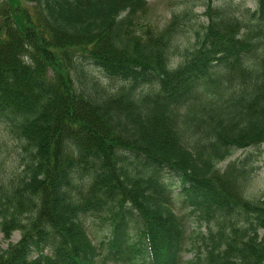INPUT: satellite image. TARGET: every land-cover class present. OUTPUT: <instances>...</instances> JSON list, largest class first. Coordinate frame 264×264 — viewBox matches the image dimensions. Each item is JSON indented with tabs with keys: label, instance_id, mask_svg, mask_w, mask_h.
<instances>
[{
	"label": "trees",
	"instance_id": "obj_1",
	"mask_svg": "<svg viewBox=\"0 0 264 264\" xmlns=\"http://www.w3.org/2000/svg\"><path fill=\"white\" fill-rule=\"evenodd\" d=\"M252 1L204 0L194 29L186 7L152 26L146 0H0V128L23 153L19 175H0V264H264V198L245 194L254 156L216 167L264 143ZM189 217L205 228L194 260ZM87 218L104 227L96 243Z\"/></svg>",
	"mask_w": 264,
	"mask_h": 264
},
{
	"label": "rangeland",
	"instance_id": "obj_2",
	"mask_svg": "<svg viewBox=\"0 0 264 264\" xmlns=\"http://www.w3.org/2000/svg\"><path fill=\"white\" fill-rule=\"evenodd\" d=\"M223 1L231 2L239 9L252 10L255 4L252 0H212L217 5ZM147 8L145 13V19L152 26L162 27L168 20L172 12H178L182 7H186L191 10V13L195 16L194 18V29H200V24L204 22L202 15L203 2L204 0H146ZM194 35L189 33L188 36L179 37L174 44V47L170 50L169 62L172 66L181 62L185 56L192 50L194 45ZM95 79H98V83L106 88H109L107 82L98 77V73L91 67H87ZM98 77V78H97ZM0 149H1V160L2 167L0 175L5 177H12L19 175L22 170V162L19 158L21 149L19 142L9 137L6 132L0 128ZM252 154L254 157V163L257 166L256 171L251 175V178L245 187V194L250 199H262L264 198V143L258 146H249L244 149H231L230 153L226 158L219 163L216 167L222 169L229 161H233L242 158L246 154ZM178 206V201L174 200L172 207ZM175 210V208H174ZM176 211V210H175ZM183 212V211H179ZM84 225L87 233L91 238L92 242L96 243L104 235V227L99 226V221L95 218L84 219ZM203 226H196V223L192 218L186 219L185 229V246L186 250L183 252L184 260H194L197 253L196 245H199V241L194 239L197 233L204 232ZM264 231L259 230V234ZM18 238V233L13 232L10 240L14 241ZM6 241L2 238L0 233V247L4 248ZM202 250V249H201Z\"/></svg>",
	"mask_w": 264,
	"mask_h": 264
}]
</instances>
